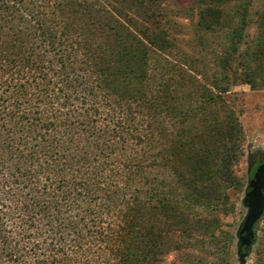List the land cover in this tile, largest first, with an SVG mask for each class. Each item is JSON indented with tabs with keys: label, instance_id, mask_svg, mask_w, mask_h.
<instances>
[{
	"label": "trees",
	"instance_id": "16d2710c",
	"mask_svg": "<svg viewBox=\"0 0 264 264\" xmlns=\"http://www.w3.org/2000/svg\"><path fill=\"white\" fill-rule=\"evenodd\" d=\"M181 1L0 0V264H162L218 224L246 136L231 82L169 31ZM187 1L259 86L264 5Z\"/></svg>",
	"mask_w": 264,
	"mask_h": 264
},
{
	"label": "rangeland",
	"instance_id": "374dc122",
	"mask_svg": "<svg viewBox=\"0 0 264 264\" xmlns=\"http://www.w3.org/2000/svg\"><path fill=\"white\" fill-rule=\"evenodd\" d=\"M180 5L188 10L191 7L187 0L181 1ZM255 5L261 9L264 0H256ZM188 10L173 13L174 17L169 25V31L181 40L183 48L190 55H196L195 57L203 55L201 59L205 60L204 64H201L203 62L198 64L204 66H198L200 67L198 69L207 76L205 79L208 83H214L216 78H219L220 82L226 80L231 82L232 91L228 99L238 110L240 123L246 137L242 153L237 161L232 163L229 175H223L218 180L223 191L218 200H223L224 206L222 205V213H210L211 216L218 215V224L211 228L210 233L208 230L203 231L201 227L195 230L194 235L199 240L196 249L187 247L179 249L181 245L180 239L178 240L180 232L175 233L168 252L163 257L162 264H264V215L257 224V240L252 250L244 258L239 253V231L248 213L245 199L252 164L258 158L264 161V66L261 72L262 77L258 81L259 86H253L247 84L245 78L237 77V74L241 72L240 61L234 64V69L233 67L223 68L222 65L217 64L212 57L210 48L207 46L204 49L201 45L199 36L204 37L209 46L216 47L227 41V34L221 32L212 35L203 32L197 26L198 10ZM232 24L234 25V21ZM224 30L226 31L227 27L220 31ZM191 67L187 63L185 68L189 70ZM216 72L217 76H215ZM185 81V86H182L184 90L181 92V104H185L193 97L189 89L190 82L188 79ZM236 182H239V185ZM226 249L230 251V254L229 252L221 254Z\"/></svg>",
	"mask_w": 264,
	"mask_h": 264
},
{
	"label": "water",
	"instance_id": "95a60500",
	"mask_svg": "<svg viewBox=\"0 0 264 264\" xmlns=\"http://www.w3.org/2000/svg\"><path fill=\"white\" fill-rule=\"evenodd\" d=\"M245 203L248 213L239 231V253L242 258L256 243V227L264 215V163L251 171Z\"/></svg>",
	"mask_w": 264,
	"mask_h": 264
},
{
	"label": "flooded vegetation",
	"instance_id": "af4514ba",
	"mask_svg": "<svg viewBox=\"0 0 264 264\" xmlns=\"http://www.w3.org/2000/svg\"><path fill=\"white\" fill-rule=\"evenodd\" d=\"M264 161L261 159H256L252 164V171H254L259 165L263 164Z\"/></svg>",
	"mask_w": 264,
	"mask_h": 264
}]
</instances>
